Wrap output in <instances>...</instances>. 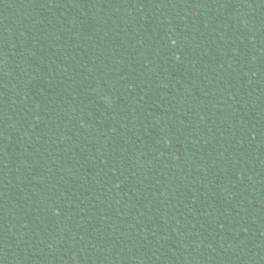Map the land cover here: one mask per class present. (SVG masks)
<instances>
[{"label": "trees", "instance_id": "1", "mask_svg": "<svg viewBox=\"0 0 264 264\" xmlns=\"http://www.w3.org/2000/svg\"><path fill=\"white\" fill-rule=\"evenodd\" d=\"M0 264H264V0H0Z\"/></svg>", "mask_w": 264, "mask_h": 264}, {"label": "snow or ice", "instance_id": "2", "mask_svg": "<svg viewBox=\"0 0 264 264\" xmlns=\"http://www.w3.org/2000/svg\"><path fill=\"white\" fill-rule=\"evenodd\" d=\"M241 3H243V0H241Z\"/></svg>", "mask_w": 264, "mask_h": 264}]
</instances>
